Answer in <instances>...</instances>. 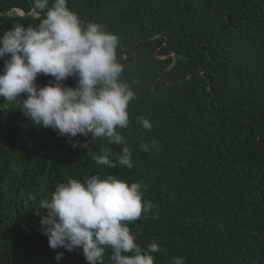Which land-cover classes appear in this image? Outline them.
Here are the masks:
<instances>
[{
	"label": "trees",
	"instance_id": "16d2710c",
	"mask_svg": "<svg viewBox=\"0 0 264 264\" xmlns=\"http://www.w3.org/2000/svg\"><path fill=\"white\" fill-rule=\"evenodd\" d=\"M68 6L119 37L121 79L137 97L129 126L119 130L134 166H98L87 149L32 126L13 106L0 109V264H87L79 250L49 247L36 210L58 184L97 173L146 186L144 198L158 218L129 226L142 247L160 245L155 264L177 256L185 264H264V0H68ZM17 9L30 13L33 0H0V11ZM41 19L0 14V36ZM50 79L41 75L38 83ZM139 116L150 120V131ZM150 142L155 149H140ZM102 147L120 151L96 140L93 154ZM110 256L109 249L105 264Z\"/></svg>",
	"mask_w": 264,
	"mask_h": 264
},
{
	"label": "clouds",
	"instance_id": "9594fccd",
	"mask_svg": "<svg viewBox=\"0 0 264 264\" xmlns=\"http://www.w3.org/2000/svg\"><path fill=\"white\" fill-rule=\"evenodd\" d=\"M33 11L42 19L37 26L13 25L0 36V109L13 106L32 126L51 129L71 142L75 149H87L96 165L131 169L133 151L119 131L130 124L129 106L136 93L121 77L117 58L120 44L116 34L95 22H83L68 6V0H33ZM51 77L40 85L38 77ZM69 78L75 87L66 84ZM144 129L153 125L137 117ZM82 136L84 140L74 139ZM105 140L120 147L119 153L102 147L93 154L92 142ZM155 149L156 142L142 143L140 149ZM115 155L116 159L110 157ZM146 186L128 183L116 175L98 173L60 183L50 198L41 199L36 214L40 229L53 250H79L87 264H105L111 250V264H155L159 244L147 248L137 243L130 228L142 217L158 218L156 205L144 198ZM32 201L36 196H29ZM64 256L59 252L56 261ZM171 264H185L181 256Z\"/></svg>",
	"mask_w": 264,
	"mask_h": 264
},
{
	"label": "water",
	"instance_id": "95a60500",
	"mask_svg": "<svg viewBox=\"0 0 264 264\" xmlns=\"http://www.w3.org/2000/svg\"><path fill=\"white\" fill-rule=\"evenodd\" d=\"M0 14H2V15H13V16H17V15L29 16V15H31L33 17H37V14L33 10L30 13H26L22 9H17V12H12V11L2 12V11H0ZM176 62H177V59L175 60V63Z\"/></svg>",
	"mask_w": 264,
	"mask_h": 264
}]
</instances>
